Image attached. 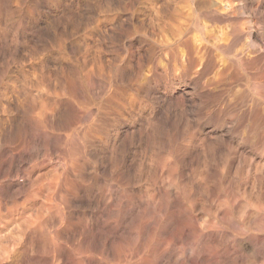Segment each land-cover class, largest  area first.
<instances>
[{"label":"clouds","instance_id":"1","mask_svg":"<svg viewBox=\"0 0 264 264\" xmlns=\"http://www.w3.org/2000/svg\"><path fill=\"white\" fill-rule=\"evenodd\" d=\"M0 264H264V0H0Z\"/></svg>","mask_w":264,"mask_h":264}]
</instances>
